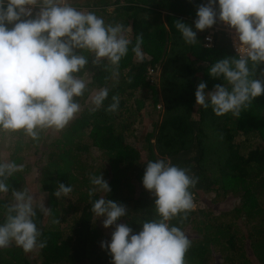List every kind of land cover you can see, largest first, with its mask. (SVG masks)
<instances>
[{"label": "trees", "instance_id": "16d2710c", "mask_svg": "<svg viewBox=\"0 0 264 264\" xmlns=\"http://www.w3.org/2000/svg\"><path fill=\"white\" fill-rule=\"evenodd\" d=\"M207 2L81 0L73 4L67 0L74 8L95 12L106 23L123 24L132 44L115 76L107 60L93 65V54L83 51L89 63L78 73L87 84L84 96L76 98L81 112L54 138L46 135L51 130L41 132L39 140L14 133L18 140L8 162L24 167L9 178L10 191L0 194V204L12 200L11 190L26 189L36 198V205L44 202L52 211L45 216L36 208L41 239H47L46 247L36 250V261H31V252L13 243L0 249V264L113 262L110 250L101 243L111 242L115 226L105 234L103 218L91 212L92 203L103 196L125 205L127 215L117 223L139 233L144 222L159 219L156 197L143 185L148 161L159 159L190 169L189 175L199 178L190 189L195 209L186 219L176 217L170 222L191 241L186 264H264V95L256 97L240 117L231 113L218 117L211 106L197 105L195 93L201 82L207 84L206 92L217 84L227 86L222 76L210 75L211 66L224 58H237L226 33L213 32L209 45L205 39L211 29H195L198 6ZM177 20L197 32L196 45L184 42L175 27ZM141 35L143 61L131 51L136 36ZM152 77L159 80L152 81ZM251 78L264 80V64L253 70ZM101 88L109 90L108 99L92 112L89 98ZM112 96L119 97L116 112L106 111ZM33 150L38 161L26 164ZM34 170L29 180L28 172ZM100 174L111 192L89 197L94 187L90 177ZM60 183L72 187L68 197L55 195ZM229 200L228 209L219 207ZM3 220L0 208V223Z\"/></svg>", "mask_w": 264, "mask_h": 264}, {"label": "clouds", "instance_id": "9594fccd", "mask_svg": "<svg viewBox=\"0 0 264 264\" xmlns=\"http://www.w3.org/2000/svg\"><path fill=\"white\" fill-rule=\"evenodd\" d=\"M218 7L219 11L217 0L199 5L195 29L230 26L238 37L234 46L239 57L234 51L237 58L221 59L210 68V75L222 76L227 86L217 84L206 92L207 84L201 82L195 98L197 105L204 109L211 106L218 117L228 113L240 117L256 97L264 95V80L251 78L253 70L264 64V0H218ZM175 27L186 44L198 43L192 26L177 20ZM127 32L123 24L106 23L95 12L76 9L67 0H0V133L23 132L39 140L43 131H63L81 112L76 98L84 96L87 84L78 73L89 63L83 51L93 54V65L107 60L114 68L113 75H118L119 64L132 44ZM143 42L142 35L136 36L131 49L140 61L145 56ZM149 73L153 76L155 71ZM152 81L157 80L152 77ZM108 96L107 88L94 92L89 98L94 105L90 111L103 107ZM112 101L108 112L119 109V97L112 96ZM23 167L0 162V194L10 191L9 178ZM189 172L170 160L148 161L143 185L156 197L159 219L144 222L142 231L136 234L127 224L117 223L127 215L125 205L103 196L92 203L94 217L103 218L105 228L115 226L111 242L101 243L102 248L110 250L113 264H186L191 241L170 222L176 217L186 219L195 209L190 189L199 178ZM90 182L94 187L89 197L96 192H111L102 174L91 176ZM72 191V187L60 183L55 195L68 197ZM11 195L10 202L0 204L4 209L0 249L13 243L25 253L46 247L47 239H41L43 233L35 222L36 208L45 216L52 210L44 202L36 205V198L26 189H13Z\"/></svg>", "mask_w": 264, "mask_h": 264}, {"label": "rangeland", "instance_id": "374dc122", "mask_svg": "<svg viewBox=\"0 0 264 264\" xmlns=\"http://www.w3.org/2000/svg\"><path fill=\"white\" fill-rule=\"evenodd\" d=\"M79 1H81V0H78V1L73 0V4H77ZM122 5H125V3H122ZM109 10L111 11V10H113V8H110ZM156 80L158 81V79H156ZM158 118H160V114L152 117V122ZM149 124H150L149 126H151L152 123H149ZM56 134H57V132L51 130L46 135L54 138L56 136ZM2 138L3 139L0 141V161L8 162L9 159L11 158V154L13 153L14 148L16 147V144H17L16 141L18 140V136H16L14 133H8L6 135H3ZM24 143H28V139H26ZM34 152H35V150L30 151V153L27 155V157L25 158L26 164H28V162H30V164H32V163H36L38 161V156L33 157ZM22 155L23 154H21V156ZM36 172H37L36 170H34L33 173L28 172L27 176L29 177V180L34 178V175ZM230 204H231V201L229 200L228 202L220 204L219 207L221 209L226 210L230 207ZM103 231L105 232V234H108V232H109L108 229L105 228L104 226H103ZM31 254H32L31 256L33 259L37 258L38 253L36 250L31 252ZM217 257H218V255H217ZM108 264H113V262H108Z\"/></svg>", "mask_w": 264, "mask_h": 264}, {"label": "built area", "instance_id": "2783aa9c", "mask_svg": "<svg viewBox=\"0 0 264 264\" xmlns=\"http://www.w3.org/2000/svg\"><path fill=\"white\" fill-rule=\"evenodd\" d=\"M217 31H223L224 33H226V36L228 37V39H230V41L232 42V47H233V49H234V51H235V54L238 56V53H237V51H236V47L234 46V39H235V41H236V43H238V37L236 36V33H235V31L232 29V28H230V26H228V25H226V24H223V27L221 28H211V34H209L207 37H211V40L209 41L208 39H207V37H206V42H207V44H209L210 45V43H212L213 42V40H214V37L212 36V34H213V32L215 33V32H217ZM209 45H207V46H209ZM239 57V56H238Z\"/></svg>", "mask_w": 264, "mask_h": 264}, {"label": "water", "instance_id": "95a60500", "mask_svg": "<svg viewBox=\"0 0 264 264\" xmlns=\"http://www.w3.org/2000/svg\"><path fill=\"white\" fill-rule=\"evenodd\" d=\"M217 20H218V18H217Z\"/></svg>", "mask_w": 264, "mask_h": 264}]
</instances>
